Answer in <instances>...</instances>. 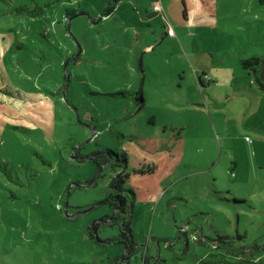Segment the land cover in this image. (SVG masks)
<instances>
[{"label": "rangeland", "instance_id": "1", "mask_svg": "<svg viewBox=\"0 0 264 264\" xmlns=\"http://www.w3.org/2000/svg\"><path fill=\"white\" fill-rule=\"evenodd\" d=\"M156 1L0 0V264H264V4Z\"/></svg>", "mask_w": 264, "mask_h": 264}, {"label": "trees", "instance_id": "2", "mask_svg": "<svg viewBox=\"0 0 264 264\" xmlns=\"http://www.w3.org/2000/svg\"><path fill=\"white\" fill-rule=\"evenodd\" d=\"M120 0H108V6L105 9L104 14H107L112 8L115 7L116 4H118ZM259 3L264 4V0H259ZM154 4V3H153ZM153 6V5H152ZM22 10V9H21ZM23 9L22 11H24ZM163 12V11H162ZM162 12H157L152 9L153 14H159L161 15ZM41 13V7L36 5L34 10L29 11V15L32 17H36L40 15ZM72 14H75V10L71 11ZM78 56H74V59H76ZM242 66L246 69H248V73L254 77V80L258 83L260 89L264 91V55H253L248 58L242 59L241 60ZM200 79V77H199ZM61 89V88H60ZM59 89V90H60ZM27 94V93H26ZM45 96V95H44ZM138 100L139 103L143 104L144 103V97L143 94L138 92ZM38 99L33 98L31 100ZM140 107V106H139ZM35 111L40 112L43 114L42 111L36 109ZM38 117L35 118L34 121H38ZM43 131V128H42ZM80 147H77L76 151L74 152V157L76 158V161H83V160H92L96 163V167L98 170L101 169L102 166L105 164H110L111 167L114 166H119L120 160L124 162V167L121 168L120 170L116 169L115 174L110 177L109 180V186L113 189L115 192L114 194H109L107 200L109 201L110 206L112 207V213L107 214L103 216V219H109L111 223L116 222L120 217L123 219V226L125 228V231H127V240L126 242H129V244L126 247V254L127 256L130 255V247L133 244V239H132V233H131V228H130V217H131V209L133 207L132 201H130V207H129V213L128 215L124 212L126 211V206L128 203V193L130 192L132 197L135 196L134 192V187H126L125 182L126 179L130 176V171L127 170L128 166V154L125 150H122L121 154H117L115 151L105 148L102 151L95 152L93 154L89 155H81L79 153ZM115 157V160H112V157ZM155 165L154 164H148L146 167H140L136 168L134 167L132 170L133 172L137 174H150L154 171ZM101 222L95 221L90 225V230H89V236L94 237V231L98 228V225ZM124 232H122L123 234ZM125 234V233H124ZM197 238V236H196ZM112 240V239H111ZM143 264H148L149 259L147 253L143 254Z\"/></svg>", "mask_w": 264, "mask_h": 264}, {"label": "built area", "instance_id": "3", "mask_svg": "<svg viewBox=\"0 0 264 264\" xmlns=\"http://www.w3.org/2000/svg\"><path fill=\"white\" fill-rule=\"evenodd\" d=\"M152 9L154 11H157V12H162L163 11L162 6H161V4L159 2L154 3L153 6H152Z\"/></svg>", "mask_w": 264, "mask_h": 264}, {"label": "crops", "instance_id": "4", "mask_svg": "<svg viewBox=\"0 0 264 264\" xmlns=\"http://www.w3.org/2000/svg\"><path fill=\"white\" fill-rule=\"evenodd\" d=\"M157 2H159L161 4L162 9H163V13L168 14L170 10L168 8H166L160 0H157L155 3H157ZM35 123L38 125L40 124L38 121H35Z\"/></svg>", "mask_w": 264, "mask_h": 264}, {"label": "water", "instance_id": "5", "mask_svg": "<svg viewBox=\"0 0 264 264\" xmlns=\"http://www.w3.org/2000/svg\"><path fill=\"white\" fill-rule=\"evenodd\" d=\"M109 4H107V6H108Z\"/></svg>", "mask_w": 264, "mask_h": 264}]
</instances>
